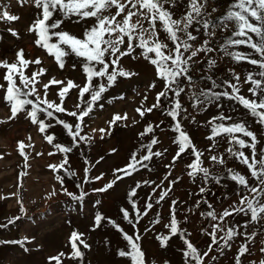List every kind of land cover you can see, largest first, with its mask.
Instances as JSON below:
<instances>
[{
    "label": "rangeland",
    "instance_id": "374dc122",
    "mask_svg": "<svg viewBox=\"0 0 264 264\" xmlns=\"http://www.w3.org/2000/svg\"><path fill=\"white\" fill-rule=\"evenodd\" d=\"M232 3L234 0H207L203 18L217 25L214 29H208L215 31L214 36H207L199 24L190 29L198 37L195 42H190L194 47H200L205 40H208V46L214 51L201 52L193 58L198 62H190L192 67L189 75L192 77V84L182 79L185 91L179 98L183 108L187 110L188 118L182 119L185 113H181L178 119H181L183 128L190 135L193 143L204 152L202 157L204 167H208L213 176L220 177V183H216L211 178L204 181L201 175H197L195 179L189 177L187 173L190 169L187 165L193 162L194 157L188 153L173 162L177 152V145L173 140L177 133L172 129L176 121L166 114L171 104L172 93H169L168 99L161 98L159 108L145 112L143 117L136 111L138 108L151 107L156 102V94L164 87V81L157 77L155 67L140 56V49L120 61L125 69L137 75L128 78L118 77L116 83L103 93L102 98L93 107V111L80 125L82 129L80 135L87 140L79 141L78 147L72 145L71 137L62 125L57 124L55 120H47L43 114H40V118L52 124L45 133L39 131L38 125L33 124L25 112H20L15 119L9 120L11 106L4 99L5 89H0V121H3L0 123V224H7V227H0V241H20L27 238L23 246L0 244V264H56V261L49 258L61 252L65 253V256L61 257L62 264H131L130 258L118 254L121 249L128 250L127 241L108 220L115 221L129 235L134 236L137 231L139 232L142 237L139 244L145 253L146 264H185L183 252L186 250V245L179 233L172 236L166 247H162L157 239L159 235L169 234V229L165 225L171 219L174 201L176 219L179 221V227L184 230V237L201 253L211 244V238L204 230L210 232L212 229L209 225L215 223L204 214L212 209L219 214L233 206L246 207L239 204L241 197L245 195L264 204V193H251L230 178L228 168L246 176L250 187L259 186L251 177L247 166L226 152L230 147L226 137H217L216 140L207 139L211 135V127L207 121L223 111L225 115H231L234 121L245 122L259 140L257 158L260 151L264 150V125L259 124L257 118L251 116L241 105L225 97H221L217 102L223 106L221 108L217 107V103L206 106L196 104L192 98V93L198 95L202 89L212 87L211 81L207 79L208 76L222 85L214 91H231L223 82L236 83L233 73L240 76L241 94L251 97V93L247 90L252 85L244 83L245 77L249 73H258L261 69L245 60L237 62L222 51V45H225L229 38H247L233 35L237 31L234 22H229L227 29L221 23L220 18L227 13ZM186 4L187 0H182L181 7L174 10L177 17L184 11ZM4 9L10 14L17 15L19 19L13 22L0 20V60L14 62L16 53L20 49L24 50L25 58L28 60L39 58L42 63L29 65L25 73L31 75L40 67L47 69L45 75L39 77L40 83L36 85L41 97L44 95L43 85L53 77L84 85L86 76L82 69L83 58L71 54L64 58L65 66L61 69L53 56L35 44L37 38L35 33L28 31L38 11L32 0L23 4L19 0H0V10ZM63 19L62 29L77 36H82L83 29L93 23L91 19L80 20L77 17ZM145 26L147 27V24ZM9 28L16 31L18 36H13L8 31ZM196 28H199V32L194 30ZM163 35L161 33L162 38ZM248 35L252 37L253 42H259L260 38L254 33L249 32ZM55 39L54 37L53 42ZM228 51L243 52L251 58H260L246 45L229 46ZM209 60L216 61L214 67H209ZM5 71L0 68V84H4L6 88L7 82L3 79ZM254 78L262 79L259 76ZM98 82L100 81H93L94 84ZM103 82L107 83L106 80ZM153 82L156 87L150 88L149 85ZM17 83H19L18 78ZM61 87L63 86L51 85L47 99L59 104L58 92ZM78 93L79 89L73 88L66 94L63 106L68 111L76 110ZM84 99H90L89 95L85 94ZM117 114L121 116L126 114L127 119L110 124L109 122ZM56 115L72 124L73 130H76L75 125L79 123L76 118L66 113H56ZM193 117L196 123L192 122ZM149 125L153 126L154 131L141 136ZM101 129L104 131H100ZM46 135L55 137L53 144L47 142ZM29 137L31 140L28 139ZM153 138L159 141L153 146V151L162 152L161 156H154L151 161H146L147 168L138 166V171L118 180L112 188L103 192L95 191L104 188L115 179L116 175H122L115 170L125 168L133 153L139 150L137 158L145 154L147 150H142L141 145L150 143ZM243 138L250 142V138ZM21 141L25 145L23 151L28 157L27 162L21 155L19 147ZM56 143L73 147V151L67 154L68 164L65 168L75 172V176L67 175L63 169L53 171L49 167V165L61 164L65 158V154L54 147ZM29 144L32 146L28 147ZM209 148H212L211 153L208 151ZM243 151L251 156V149L246 148ZM49 153L54 154L49 155ZM210 154L223 155L226 164L210 162L208 160ZM57 176L63 177V184L56 179ZM96 177L101 178L96 179ZM145 181L152 183L145 184ZM171 181L175 183L172 184ZM137 183L140 187H137ZM201 187L206 191L201 193ZM259 187L264 188V186ZM65 188L76 196L81 195V191L86 195L82 200H76L65 194L63 191ZM134 188L137 195L132 199L137 202L141 212L146 210V203L153 204V208L148 210L145 216L137 217L129 201V193ZM168 188H171L168 196L157 204L156 200L161 191ZM53 192L55 195H52ZM209 204L212 205V209L208 207ZM21 206L24 211H21ZM122 208L129 211L135 227L123 218ZM97 213L107 218L99 227L95 226ZM261 215L264 217V214ZM157 216L160 222L154 223ZM250 216V212L248 214L234 212L225 220L221 227H234L242 235L231 240L230 246H225L223 241L213 244L209 256L204 258L205 264H236L235 257L243 244L248 245L249 253L241 257L242 264H261V261H264V252L261 251L264 248V218L252 221ZM15 217L20 218L15 223H8ZM73 231L83 233L82 239L90 245L87 249L80 245V250L84 253L82 260L69 258L72 252L69 238ZM253 233L255 235L250 241L243 235L252 236ZM222 235L223 233H218L217 239L219 240Z\"/></svg>",
    "mask_w": 264,
    "mask_h": 264
},
{
    "label": "snow or ice",
    "instance_id": "6c2138e0",
    "mask_svg": "<svg viewBox=\"0 0 264 264\" xmlns=\"http://www.w3.org/2000/svg\"><path fill=\"white\" fill-rule=\"evenodd\" d=\"M19 2L23 4L27 3L28 0H19ZM206 2L207 0H187V4L184 5V11L177 17L174 10L181 7L182 0H32L38 11L28 31L35 33L37 37L34 41L35 44L53 56L58 67L61 69L65 66V57L75 54V56L83 58L82 69L85 73L86 81L81 86L72 80L62 81L53 77L48 83L43 85L44 95L41 97L36 85L40 83L39 77L45 75L47 69L40 67L37 71L31 73V75H26L25 70L29 65H40L42 62L39 58L34 60L26 59L24 50L20 49L16 53V60L14 62L9 63L6 59L0 60V68L6 70L3 79L7 82V87L5 88L4 84H0V89H5L4 99L11 106V115L8 119H15L20 112H25L31 122L38 125L39 131L45 133L48 128L52 127V124L46 123L45 119L40 118V114H43L47 120H55L57 124L62 125L71 137L72 145L78 147L79 141L87 140L86 137L80 135L82 131L80 125L84 121V118L93 111V107L102 98L103 93L107 92L108 88L116 83L118 77L128 78L137 75V73L125 69L120 64V61L123 57L130 56L137 49H140V56L155 67L157 77L164 81V87L156 94V102L151 107L147 109L138 108L136 111L143 117L145 112H151L153 108H159L161 98L168 99L169 93H172L171 104L166 114L176 121L172 129L177 133V136L173 140V143L177 145V152L173 157V162L180 159L183 154L188 153L194 157L193 162L187 165L188 169H190L187 173L189 177L195 179L197 175H201L204 181L211 178L216 183H220L221 178L213 176L209 168L204 167L202 159L204 152L199 150L193 143L190 135L184 130L181 119H178L181 117V113H185L182 119L188 118L186 114L187 110L183 108L179 98L181 93L185 91V88L182 86V79L192 84V77L189 73L192 63L198 62L194 61L193 58L197 57L201 52L214 51V49L208 46V40H205L200 47H194V44L190 43L195 42L198 38L193 34V31H190L196 24L201 25L207 36L211 37L215 35V31H208V29H214L217 25L203 18ZM213 11H216V9H213ZM62 17L69 19L77 17L80 20L91 19L93 23L83 29L82 36H77L62 29L61 26L64 24ZM18 19L17 15L10 14L6 9L0 10V20L13 22ZM220 20L225 29L228 28L229 22L235 23L237 31L233 33L234 36L247 37L246 39L229 38L226 44L222 45V51H224L225 55L232 57L237 62L245 60L251 65L258 66L261 71L249 73L245 77L244 83L252 85L247 90L251 93V97L241 94V88L239 87L240 76L233 73L236 83L232 81L223 82L231 91H214V89L221 88L222 85L213 80L211 76H208L207 79L211 81L212 87L202 89L198 95L195 92L192 93V98L196 104L206 106L207 104L217 103L221 97H225L241 105L251 116L257 118L259 124L264 125V0H234V3L229 6L227 13ZM145 24H147V27ZM194 30L199 32V28ZM8 31L13 36H18V33L13 29L9 28ZM249 32L254 33L260 38L258 43L252 41V37L248 35ZM161 33L164 34L163 38L161 37ZM54 37L56 39L53 42ZM233 45H246L253 49L260 58H251L243 52H229L228 47ZM208 64L210 68L214 67L216 61L209 60ZM254 76H259L262 79H255ZM17 78L19 79V83H17ZM94 80L100 82L94 84ZM105 80L107 83L103 82ZM51 85L63 86L58 92L59 104L47 99L48 89ZM149 87L155 88V82L150 84ZM73 88L79 89L78 103L75 105L76 110L68 111L63 104L66 94ZM85 94H88L90 99L85 100ZM28 106L31 107L29 108ZM217 107L221 108L223 106L217 103ZM56 113H66L68 116L76 118L79 121L75 125L76 130H73L72 124L59 118ZM124 119H127L126 114L124 116L117 114L109 123L113 124L116 121ZM229 121L232 122L228 123ZM2 122L0 121V123ZM192 122L196 123L195 117L192 118ZM207 124L211 127V135L207 139L216 140L217 137H226L230 145L226 149V152L240 161V163L246 165L251 177L257 181L259 186H264V150L260 151L259 158H257L256 150L259 140L256 133L250 130L245 122L234 121L231 115H225L223 111L207 121ZM100 131L103 132L104 130L101 129ZM153 131V126L149 125L145 129V132L141 133V136ZM243 137L250 138V142ZM28 139L31 140V137ZM45 139L49 144H53L55 137L53 135H46ZM158 143V139L153 138L150 143L141 145L142 150H147L145 154L137 158L139 150L137 153H133L130 162L125 168L115 170L116 173H122V175H116L115 179L104 188L96 189L95 191H106L112 188L118 180L138 171L139 167L147 168L148 164L145 163L146 161H151L154 156L158 157L163 154L159 151H153V146ZM31 146L30 144L28 145V147ZM19 147L21 155L24 156L27 162L28 157L23 151L25 145L22 141L19 142ZM54 147L64 153L65 158L61 164L49 165V167L53 171L63 169L67 175L75 176V172L65 168V165L68 164L67 154L73 151V147L59 143L54 144ZM246 148L251 149V156L246 155L243 151ZM189 150L191 151L189 152ZM208 151L211 153L212 148H209ZM53 154L49 153V155ZM38 155L41 154L38 153ZM208 160L215 164H226L224 156L219 154H210ZM85 171L87 172V169ZM227 171L234 182L247 188L249 192L264 193V188L259 186L250 187L248 178L240 172L232 168H228ZM100 178L96 177V179ZM56 179L63 184L62 176H57ZM144 183L148 184L152 182L145 181ZM170 183L174 184L175 181H171ZM137 187H140L139 183H137ZM63 191L66 195L76 200H82L86 195V193L81 191V195L76 196L68 192L66 188ZM170 191L171 188L162 190L156 203L159 204L164 200ZM205 191L204 187L200 188L201 193ZM52 195H55V192ZM136 195V189L134 188L129 193L131 206L135 210L137 217L145 216L148 214V210L153 208V204L151 202L146 203V210L141 212L137 206V202L132 199ZM239 204L246 205V207L233 206L231 209H225L219 214H217L215 209H212L211 204L208 205L212 210L204 215L211 218L215 223L209 225L212 229L210 232L207 229L204 230L211 238V244L203 253L190 240L184 237V230L179 227V221L176 219L175 201L173 202L171 219L165 225L169 229V234L159 235L157 239L161 242L162 247H166L172 236L179 233L186 245V250L183 252L185 264H192V262H195V264H205L204 258L209 256L213 244H219L223 241L225 246H230L229 242L231 240L238 235H242L234 227H221L225 220L232 216L234 212H243L245 214L250 212V219L252 221L264 218L261 215L264 214V204H261L259 200H253L245 195L241 197ZM197 206L199 205L197 204ZM21 211H24L23 206H21ZM121 212L123 213V218L135 227L133 220L130 218L129 211L122 208ZM19 218L15 217L9 220L8 223H15ZM105 219L107 218L97 213L95 216V226L99 227ZM108 222L120 231L124 240L127 241L128 250H119V256L130 258L131 264H146L145 253L139 244L142 238L139 232L137 231L134 236L129 235L115 221L108 220ZM159 222V216H157L154 223ZM0 227H7V224H0ZM218 233H223L219 240L217 239ZM243 235L250 241L255 233L252 236ZM82 237L83 233L77 231L71 233L69 238L72 248L69 256L70 259H83L84 253L80 250V245L85 249L90 248V245ZM25 240L27 238L20 241H0V244H20L23 246ZM261 251L264 252V248ZM238 253L235 257L236 264H242L241 257L249 253L248 245H241ZM64 256L65 253L61 252L49 259L56 261V264H62L61 257ZM261 264H264V261H261Z\"/></svg>",
    "mask_w": 264,
    "mask_h": 264
}]
</instances>
